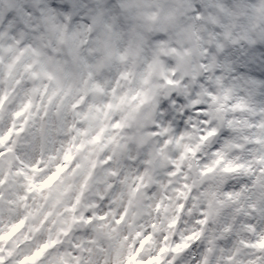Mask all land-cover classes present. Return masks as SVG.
I'll list each match as a JSON object with an SVG mask.
<instances>
[{"label":"clouds","instance_id":"1","mask_svg":"<svg viewBox=\"0 0 264 264\" xmlns=\"http://www.w3.org/2000/svg\"><path fill=\"white\" fill-rule=\"evenodd\" d=\"M0 264H264V0H0Z\"/></svg>","mask_w":264,"mask_h":264}]
</instances>
